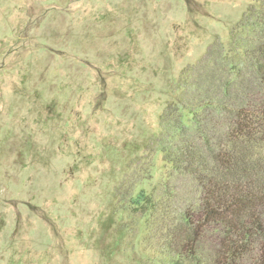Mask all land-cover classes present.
<instances>
[{
    "label": "rangeland",
    "instance_id": "1",
    "mask_svg": "<svg viewBox=\"0 0 264 264\" xmlns=\"http://www.w3.org/2000/svg\"><path fill=\"white\" fill-rule=\"evenodd\" d=\"M253 2L0 0V264H156L120 199L161 191L162 114Z\"/></svg>",
    "mask_w": 264,
    "mask_h": 264
},
{
    "label": "trees",
    "instance_id": "2",
    "mask_svg": "<svg viewBox=\"0 0 264 264\" xmlns=\"http://www.w3.org/2000/svg\"><path fill=\"white\" fill-rule=\"evenodd\" d=\"M202 61L211 81L162 114L161 191L120 200L158 233L156 264H264V0L248 6L228 50Z\"/></svg>",
    "mask_w": 264,
    "mask_h": 264
}]
</instances>
